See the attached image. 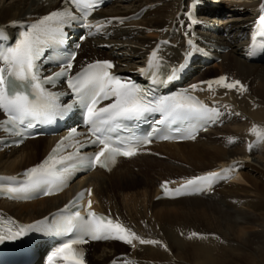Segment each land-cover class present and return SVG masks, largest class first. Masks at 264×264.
Here are the masks:
<instances>
[{
	"label": "bare ground",
	"instance_id": "obj_1",
	"mask_svg": "<svg viewBox=\"0 0 264 264\" xmlns=\"http://www.w3.org/2000/svg\"><path fill=\"white\" fill-rule=\"evenodd\" d=\"M225 1L233 3V9H236L233 13L238 15L236 19L226 21L236 20L239 23L231 24L233 29L237 24H246L248 16L258 11L262 0ZM39 2L0 1V25L31 11L45 13L51 8ZM118 2L104 9L100 16L128 17L144 10L142 16L138 21L132 19V24L120 23L123 25L119 29L120 36L106 41L115 43L110 51L97 49L93 41L84 43L78 56L80 66L102 57H111L123 66V70L142 68L158 38L167 37L168 34L164 35L162 31L169 29L186 0ZM123 37L133 39L123 40ZM223 40L231 46V50L224 53L222 62L209 68L201 79L226 75L230 80H240L247 86V91L240 94L213 85L214 91L211 92L215 95L225 96L227 92L225 101L230 111L225 109L227 122L224 128L192 142L155 143L152 146L158 155L138 156L139 153L120 159L111 170L97 169L84 175L59 195L29 202L0 200V208L16 216L17 220L32 221L63 206L75 190L92 185V198L98 210L106 211L105 208H108L115 216H120V213L127 215L138 224V229L134 231L137 235L159 240L162 244L140 245L134 241L137 246L127 252L123 250L126 246L117 241L95 243L91 245L88 256L91 264H108L115 256L124 253H130L128 255L137 259L134 264H264V162L258 161L260 158L256 156L257 153L264 156V140H258L256 134L250 132L256 125L258 131L264 134V64L244 60L241 47L244 42ZM230 139L233 142L230 143ZM54 140L38 137L28 140L21 147L1 152L0 173H17L34 165ZM253 140L259 144L257 151L252 150L254 144L249 149ZM180 163L189 164L190 171L181 168L182 165L176 166ZM133 166H141L144 175L127 169ZM227 168L233 170L225 174L227 179L215 182L213 195L202 193L175 200H156L160 192L158 186L165 180L179 183L203 172ZM124 170L127 172L123 174ZM156 173L158 177L154 176ZM114 201H118L117 206ZM192 231L205 238L189 239Z\"/></svg>",
	"mask_w": 264,
	"mask_h": 264
},
{
	"label": "snow or ice",
	"instance_id": "obj_2",
	"mask_svg": "<svg viewBox=\"0 0 264 264\" xmlns=\"http://www.w3.org/2000/svg\"><path fill=\"white\" fill-rule=\"evenodd\" d=\"M64 2L65 5L75 6L76 12L67 6L54 10L25 25V30L20 33V38L14 46L0 49V112L6 117L0 122V127L9 132L15 130L16 135L23 136L24 132L20 131L21 126L26 131L38 124H47L57 118H63L78 108L82 110L87 132L80 133L76 127L71 128L67 136L57 142L43 161L25 170L22 182L16 186H0V191L11 198H27V194L32 192L52 195L53 189L62 190L81 170L95 167L111 170L118 157L131 158L138 155L141 147L150 144L153 136L160 129L154 128L151 133L139 137L132 132L129 125L151 114H160V119L154 121L157 125L167 126L186 121L215 122L222 115L220 110L209 107L198 96L192 94L195 91H204L205 88L201 85H206L209 91H214L213 85L217 88L235 90L240 94L247 91V86L240 80H230L226 75H221L213 80L192 84L189 88L174 94L155 95L152 89H146L135 81L111 71L115 65L109 60H95L72 73L77 55L75 51L63 58L49 57L59 63V70L51 75H44L38 62L45 54V49L52 45H62L65 42V25L77 20L86 21L95 10L98 0H64ZM125 19L126 17L108 18L106 24H112L114 21L122 24ZM259 20L264 22V16ZM12 23L15 25L17 22ZM83 26L93 27L91 24ZM95 27L97 31H101L104 25L97 24ZM4 38L5 33L0 29V40ZM188 43L192 44L191 39ZM79 46L77 44L76 48ZM158 50L159 46L149 56L148 68H141L139 71L143 75H150L153 85H165L178 79L186 65L181 63L164 71L166 65L156 61ZM193 51L199 49L194 48ZM254 52L255 50H252L249 54ZM191 54L188 53L189 56ZM62 80L67 83L73 96L69 103H61L60 96L63 93L58 94L51 90ZM105 101L107 103H104ZM122 130L129 134L121 136ZM250 132L255 133L258 140H264V134L258 131L256 125L252 126ZM81 135L85 137L83 142L78 139ZM174 138L194 140L196 134L193 131L178 137L160 136L163 140ZM69 141L71 143H68ZM229 142L233 141L230 139ZM87 146H95L98 151L84 155L81 149ZM69 147L74 151L63 155L62 152ZM251 148L252 145H249L250 150ZM232 170L227 168L220 172L195 176L174 189L168 187L169 181H165L161 187L165 195L177 197L200 193L210 189L216 181L227 179L225 174ZM16 179V177H0V180L8 181ZM86 194L90 196L92 189L88 188L77 193L63 209L52 215L51 221L48 217H44L31 224H19L15 230L9 228L0 231V244L21 239L33 232L69 237L52 253L48 264H56L57 259L62 260L64 264H86L83 251L76 247L87 243L86 237L95 241H122L133 248L136 247L134 241H138L140 245L162 244L159 240L144 239L118 220L96 213L92 209L93 202L90 199L87 202L86 215L74 210ZM188 238L205 237L192 231Z\"/></svg>",
	"mask_w": 264,
	"mask_h": 264
},
{
	"label": "rangeland",
	"instance_id": "obj_3",
	"mask_svg": "<svg viewBox=\"0 0 264 264\" xmlns=\"http://www.w3.org/2000/svg\"><path fill=\"white\" fill-rule=\"evenodd\" d=\"M138 21V20H137ZM130 24H132V23H130ZM128 39H133L132 37H130V38H126V37H123V40H128ZM207 76H209L208 74H207ZM258 154V153H257ZM256 154V156L258 157V158H260V159H258V161H261V162H264V156H262V155H257ZM155 158V157H154ZM157 158H159V156L157 157ZM262 159V160H261ZM251 160H249V162H250ZM181 165H182V167H181ZM177 167H181V168H183L184 170H189L190 171V166H189V164H186V163H180V164H178V165H176ZM127 169H129V170H131L132 172H134V173H137V174H140V175H144L142 172H141V169H143L141 166H133V167H127ZM126 169V170H127ZM126 170H124V172H123V174L124 173H126L127 171ZM200 172H202V171H198V173H200ZM154 176H156V177H158L159 175L156 173V174H154ZM168 178H171V176H167ZM161 178V177H160ZM115 202V205L117 206L118 204V201H114ZM126 247H124V251H131L132 249H133V247H131L130 245H125ZM121 250V249H120ZM120 252V251H119ZM117 254V253H116ZM110 260V259H109ZM108 260V261H109ZM105 264V263H104Z\"/></svg>",
	"mask_w": 264,
	"mask_h": 264
}]
</instances>
